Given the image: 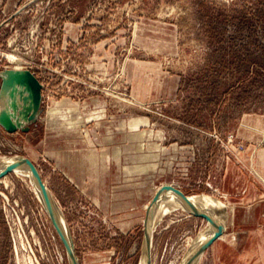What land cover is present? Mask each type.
<instances>
[{"label":"rangeland","instance_id":"obj_1","mask_svg":"<svg viewBox=\"0 0 264 264\" xmlns=\"http://www.w3.org/2000/svg\"><path fill=\"white\" fill-rule=\"evenodd\" d=\"M16 69L41 102L0 124V157L35 164L79 264H140L166 185L223 205L198 264H264V0H0V91ZM206 226L167 211L150 264H180ZM68 259L30 178L1 177L0 264Z\"/></svg>","mask_w":264,"mask_h":264},{"label":"water","instance_id":"obj_2","mask_svg":"<svg viewBox=\"0 0 264 264\" xmlns=\"http://www.w3.org/2000/svg\"><path fill=\"white\" fill-rule=\"evenodd\" d=\"M1 77H2V85L0 91V101H2V106H0V124L8 132H14L19 128H23V126L28 121V119L32 117L31 115L34 114V112L40 106L42 84L40 83L36 75L28 69L6 70L3 72ZM17 97H19V99L24 103V107H26L25 111H27L26 114L18 112L16 110L15 104L17 101ZM21 163H25L31 169L35 177V180L41 191V195L45 203L46 212L63 244V247L66 251V254L69 257L71 264H79V260L76 255L73 243L56 222L55 215L53 213V207L51 205V201L47 193V187L44 181L42 180L41 175L35 164L28 157L19 156L16 162L11 163L0 170V178L3 177L8 172H11L14 167H16ZM164 190L169 192H174L177 195H179L191 209L190 213L196 216L204 217L215 227V230L206 239H204L203 241H201L196 245H193L186 251L180 262V264H185V261L192 250L200 249V248L205 249L210 242H212L214 239H216L217 237L223 234L224 227L218 224L211 214L205 211H198L186 194H184L178 188L172 186L166 185L161 189H159L156 192L155 196L153 197V201L150 206H152V204L156 202L158 196ZM149 212L150 209H148L147 217L145 219V224H147L149 218ZM144 248L147 256V264H150L149 240L147 233L145 236Z\"/></svg>","mask_w":264,"mask_h":264},{"label":"bare ground","instance_id":"obj_3","mask_svg":"<svg viewBox=\"0 0 264 264\" xmlns=\"http://www.w3.org/2000/svg\"><path fill=\"white\" fill-rule=\"evenodd\" d=\"M0 106H2V101H0ZM18 158H19V155L1 156L0 157V170L6 167L7 165L16 162ZM12 172L19 173L20 175L23 174L30 178L35 188L37 197L39 201L41 202L44 210L46 211L45 203L41 195V191L37 185V182L35 180V177L31 169L25 163H21L17 165L16 167H14ZM47 193L49 195L51 205L53 207V213L55 215L57 224L61 227V229L64 231L67 237L71 240V237H70V234H69V231H68V228H67V225H66V222H65V219H64V216H63V213L60 207L58 206L57 202L55 201L53 195L51 194L48 188H47ZM188 197L198 211H205L211 214L212 217L217 221V223L223 226V224L225 223L224 221H226L225 220L226 215L224 217L223 214L225 213L223 212L225 211L223 210L222 203L218 199L212 196L205 195V194L192 195V196L188 195ZM174 208H183L186 211L191 212V209L189 208V206L185 203V201L179 195H177L174 192H169L165 190L162 191V193H160V195L158 196V199L156 200V202L152 204V206H148L147 209H150V212H149V218H148L146 227H147V234H148L149 242H150V238L152 235V231L155 229V226L158 224L162 216L167 211L174 209ZM214 230H215V227L209 221H207L206 228L203 229L199 233V235L194 240L191 241V244L188 247L190 248L193 245L200 243L201 241L206 239ZM203 251H204V248L192 250L187 257L185 264H198L203 255ZM69 263L71 264L70 260H69ZM140 264H147V256H146L145 248L143 251Z\"/></svg>","mask_w":264,"mask_h":264},{"label":"crops","instance_id":"obj_4","mask_svg":"<svg viewBox=\"0 0 264 264\" xmlns=\"http://www.w3.org/2000/svg\"><path fill=\"white\" fill-rule=\"evenodd\" d=\"M205 250V249H204ZM203 253H204V251H203Z\"/></svg>","mask_w":264,"mask_h":264}]
</instances>
